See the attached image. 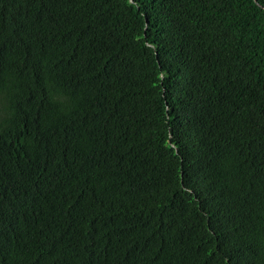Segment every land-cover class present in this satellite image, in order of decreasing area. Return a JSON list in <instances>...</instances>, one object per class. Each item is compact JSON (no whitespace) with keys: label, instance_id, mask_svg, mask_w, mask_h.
<instances>
[{"label":"trees","instance_id":"trees-1","mask_svg":"<svg viewBox=\"0 0 264 264\" xmlns=\"http://www.w3.org/2000/svg\"><path fill=\"white\" fill-rule=\"evenodd\" d=\"M0 264H264V0H0Z\"/></svg>","mask_w":264,"mask_h":264}]
</instances>
